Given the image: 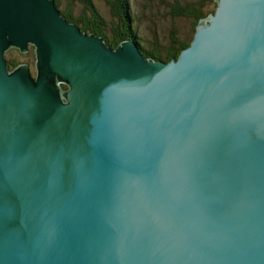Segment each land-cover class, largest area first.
<instances>
[{"label":"water","instance_id":"obj_1","mask_svg":"<svg viewBox=\"0 0 264 264\" xmlns=\"http://www.w3.org/2000/svg\"><path fill=\"white\" fill-rule=\"evenodd\" d=\"M216 2L165 61L0 0V264H264V0Z\"/></svg>","mask_w":264,"mask_h":264},{"label":"trees","instance_id":"obj_2","mask_svg":"<svg viewBox=\"0 0 264 264\" xmlns=\"http://www.w3.org/2000/svg\"><path fill=\"white\" fill-rule=\"evenodd\" d=\"M85 2L86 12L78 15L72 7H62L61 0H56L58 8L68 21L76 23L83 32L104 37L107 45L113 48L133 35L139 37V25L135 24L136 20L132 15L131 0H111L112 11L119 19L118 24L111 28V34L106 31L105 27L108 23L96 8L94 0H85ZM162 4L174 18H192L196 25L194 31H196L199 21L207 18L210 13H214L217 7L216 0H162ZM213 4H215L214 8L211 7ZM193 38L191 41L185 42L178 39L176 35H172V41L169 44L162 46L156 40L153 46L142 45V52L146 57L170 61L174 58L177 59L181 51L191 44ZM137 41L141 42L142 39L139 37Z\"/></svg>","mask_w":264,"mask_h":264},{"label":"rangeland","instance_id":"obj_3","mask_svg":"<svg viewBox=\"0 0 264 264\" xmlns=\"http://www.w3.org/2000/svg\"><path fill=\"white\" fill-rule=\"evenodd\" d=\"M111 0H94L96 8L107 21L106 31L111 34V28L115 27L119 19L115 16L110 6ZM85 0H61V6L72 7L80 15L86 12ZM132 15L139 25L138 34L142 39V45L149 47L156 40L162 45L172 41V35H176L181 41H191L195 33V24L192 18H174L165 9L162 0H131ZM211 7H215L213 4Z\"/></svg>","mask_w":264,"mask_h":264},{"label":"flooded vegetation","instance_id":"obj_4","mask_svg":"<svg viewBox=\"0 0 264 264\" xmlns=\"http://www.w3.org/2000/svg\"><path fill=\"white\" fill-rule=\"evenodd\" d=\"M3 56L10 71L15 70L20 65H27L33 78L37 77V56L34 44L28 43L25 50L18 46H10Z\"/></svg>","mask_w":264,"mask_h":264},{"label":"bare ground","instance_id":"obj_5","mask_svg":"<svg viewBox=\"0 0 264 264\" xmlns=\"http://www.w3.org/2000/svg\"><path fill=\"white\" fill-rule=\"evenodd\" d=\"M104 38V37H103Z\"/></svg>","mask_w":264,"mask_h":264}]
</instances>
